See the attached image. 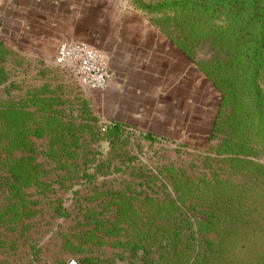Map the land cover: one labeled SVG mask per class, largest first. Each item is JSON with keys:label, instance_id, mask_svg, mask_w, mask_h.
Here are the masks:
<instances>
[{"label": "rangeland", "instance_id": "1", "mask_svg": "<svg viewBox=\"0 0 264 264\" xmlns=\"http://www.w3.org/2000/svg\"><path fill=\"white\" fill-rule=\"evenodd\" d=\"M127 1L211 85L210 126L171 138L127 124L113 137L89 87L0 37V264H264V64L251 68L234 41L238 14ZM209 212L244 222L199 228ZM170 232L191 243L171 256L160 242L158 254Z\"/></svg>", "mask_w": 264, "mask_h": 264}, {"label": "crops", "instance_id": "2", "mask_svg": "<svg viewBox=\"0 0 264 264\" xmlns=\"http://www.w3.org/2000/svg\"><path fill=\"white\" fill-rule=\"evenodd\" d=\"M148 24L127 0H0V37L24 56L53 61L69 39L104 52L108 80L89 90L101 118L195 138L210 126L214 92Z\"/></svg>", "mask_w": 264, "mask_h": 264}, {"label": "trees", "instance_id": "3", "mask_svg": "<svg viewBox=\"0 0 264 264\" xmlns=\"http://www.w3.org/2000/svg\"><path fill=\"white\" fill-rule=\"evenodd\" d=\"M214 1V3H220V6L225 7L229 11H236L238 15H236V20L239 23V29L242 28V33L237 34L235 38V42L238 44L245 45V56L251 60L250 66L251 68L258 69L261 66L263 67L264 64V0H210ZM242 23V24H241ZM249 32H255L253 37H249ZM230 58V57H226ZM220 62H223L224 66L227 67L229 70L230 67V60L226 65V60L218 59ZM111 127L113 129L112 136L119 137L124 131V127H127V123L124 121H113L110 122ZM244 222V217L242 215H222L220 213L215 214L214 212H209L203 218L197 219V226L199 228L205 227L208 230H216L220 233L228 232V231H235L232 227L227 228L224 224H231L235 226H239L241 223ZM231 229V230H228ZM207 231V230H206ZM191 237V235L189 236ZM193 238V237H192ZM149 239V237L147 238ZM198 238H194L197 240ZM203 241L207 242L209 245L211 242L216 245L220 242L214 236H207L202 238ZM158 244H154L158 250V254L163 247L171 256L175 255L178 251L182 249L185 244L191 243L189 240H179V237L173 233H166L161 236H157ZM163 243L162 247H159V243ZM161 246V245H160ZM211 248H214L213 245H209ZM217 246V245H216ZM209 249V247H206ZM191 250L193 252H197V245L191 244ZM151 256H154L156 249L151 251ZM191 256V255H189ZM259 259H257V264L259 263Z\"/></svg>", "mask_w": 264, "mask_h": 264}, {"label": "built area", "instance_id": "4", "mask_svg": "<svg viewBox=\"0 0 264 264\" xmlns=\"http://www.w3.org/2000/svg\"><path fill=\"white\" fill-rule=\"evenodd\" d=\"M53 63L70 71L80 85L89 88H103L108 80L104 52L77 39L62 41L57 47Z\"/></svg>", "mask_w": 264, "mask_h": 264}]
</instances>
